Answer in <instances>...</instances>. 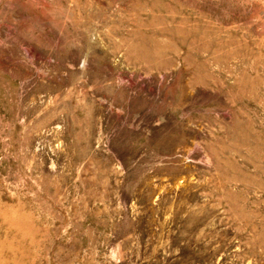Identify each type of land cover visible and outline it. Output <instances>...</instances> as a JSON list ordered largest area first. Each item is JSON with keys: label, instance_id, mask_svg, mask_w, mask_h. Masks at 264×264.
<instances>
[{"label": "rangeland", "instance_id": "374dc122", "mask_svg": "<svg viewBox=\"0 0 264 264\" xmlns=\"http://www.w3.org/2000/svg\"><path fill=\"white\" fill-rule=\"evenodd\" d=\"M0 264H264V0H0Z\"/></svg>", "mask_w": 264, "mask_h": 264}]
</instances>
